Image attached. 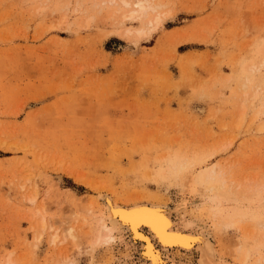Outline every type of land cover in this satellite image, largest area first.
Segmentation results:
<instances>
[{"label": "rangeland", "instance_id": "374dc122", "mask_svg": "<svg viewBox=\"0 0 264 264\" xmlns=\"http://www.w3.org/2000/svg\"><path fill=\"white\" fill-rule=\"evenodd\" d=\"M135 1L0 0V264H123L102 193L189 209L219 179L220 252L264 264V0Z\"/></svg>", "mask_w": 264, "mask_h": 264}, {"label": "bare ground", "instance_id": "6f19581e", "mask_svg": "<svg viewBox=\"0 0 264 264\" xmlns=\"http://www.w3.org/2000/svg\"><path fill=\"white\" fill-rule=\"evenodd\" d=\"M134 4L137 7L131 12V16L154 8L145 0H136ZM159 22L160 16L157 14L154 19L147 22L146 30L139 29L137 33L145 35L155 29ZM216 170L217 167L213 165L205 179L209 180L211 176L213 179L217 178L218 173L214 174ZM211 184L206 193L204 192V200L201 199L206 217L200 216L197 211L202 204L188 209V202L182 198L175 199L172 205L155 202L126 204L114 200L108 193H102L99 197L102 216L97 242L104 243L116 239L128 248L130 253L123 264H182V260L189 256L190 259H187H193L192 264H232L220 252L218 241L207 227L206 221H212L215 229L219 226L225 230L234 214L233 205H230L229 200L235 191L230 179H219ZM240 191L244 195L245 187ZM260 200L263 206L264 192ZM81 208L88 211L91 204L83 203ZM42 218L44 228L46 223L43 215ZM246 219L242 213V220ZM255 220L258 225L264 226L263 215H259ZM49 228L55 230L52 224ZM56 238L57 234L52 232L51 241L54 242ZM247 256L248 253H244V262Z\"/></svg>", "mask_w": 264, "mask_h": 264}]
</instances>
